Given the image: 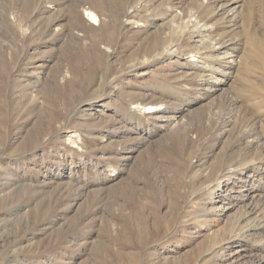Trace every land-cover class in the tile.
Instances as JSON below:
<instances>
[{
    "label": "rangeland",
    "instance_id": "rangeland-1",
    "mask_svg": "<svg viewBox=\"0 0 264 264\" xmlns=\"http://www.w3.org/2000/svg\"><path fill=\"white\" fill-rule=\"evenodd\" d=\"M79 1L82 0H0V264H254L264 256V205L252 216L259 228L244 231L237 224L236 214L242 205L245 210L247 200H236L238 205L234 202L236 207L226 216L201 211L205 204L210 207L208 204L217 200L213 191L187 204L184 169L188 161L196 160L197 145L189 144L186 153L177 132L168 136L171 140L168 137L160 140L157 126H149L150 133L145 135L124 126L134 123L137 128L143 127L137 124L136 113L128 109L129 103L168 101L175 108H191L192 118L201 121L197 123L199 135L208 139L197 153V158L202 157V166L194 175L199 172L211 175L228 161L250 154L245 146H238L239 138L247 132L255 131L254 135L261 138L263 143L250 155L262 158L264 72L251 66L255 58L247 36L253 34V25L259 34H264V0L239 1L241 26L237 51L242 63L235 69L236 78L225 86L226 94L218 93L219 96H211L207 101L201 95L203 92L193 94L196 91L189 87L190 94L180 91L185 86L176 83L179 70L172 60L145 67L141 74L126 76L115 83L111 88L120 90L118 99H96L109 92L104 88L115 70L160 45L164 35L160 27H145L142 21L138 26L141 28L135 26L121 38L112 61L107 63L94 54L96 50L91 43L85 48L68 42L69 39L63 45V36H51L45 30L51 20L53 24L57 21L71 27L72 6ZM103 1L110 10L105 11V28L111 34L121 9L136 0ZM170 2L150 0V11L166 13ZM36 6L38 9L32 16ZM15 13L19 17L13 22L10 19ZM83 13L91 18L87 12ZM27 23L31 33L22 39L18 28L26 27ZM87 28L76 26L75 32L86 34L90 41L100 38ZM113 35L115 38L116 33ZM192 40L186 38L179 48ZM83 61L88 63L87 69L81 65ZM16 65L19 69L12 75L10 72ZM67 66L71 69L70 77L61 85L57 80ZM159 75L165 80H160ZM171 82L180 90L174 89ZM228 98L239 99L241 108L231 118L234 122L228 127L230 134L220 142L219 134L226 127L220 118L228 112L225 110ZM107 103L111 107L104 109ZM210 103L215 104L221 116L203 127L204 112ZM59 124L68 128L58 138L49 139V133ZM74 131L80 132L88 144V161L82 160L79 150L73 159L69 156L66 161L61 160L65 153L61 142L67 141ZM106 132L112 137L107 141L106 136L101 141ZM42 141L45 145L35 153L33 148ZM129 145L134 147L129 150ZM122 153L129 158L118 165ZM59 164H64L63 173L58 171ZM111 166L117 167L119 173H109ZM104 170L111 180H105ZM246 176L250 181L242 189L255 186L264 195V165L251 167ZM230 201L233 199L225 198L217 204L229 206ZM182 205H186L185 210L178 214ZM175 219L181 225L166 240L164 234L171 230ZM234 233L242 237L226 250L223 239ZM245 240L251 246L250 251H243L245 255L231 259L225 255L241 251Z\"/></svg>",
    "mask_w": 264,
    "mask_h": 264
},
{
    "label": "bare ground",
    "instance_id": "bare-ground-1",
    "mask_svg": "<svg viewBox=\"0 0 264 264\" xmlns=\"http://www.w3.org/2000/svg\"><path fill=\"white\" fill-rule=\"evenodd\" d=\"M239 1L240 0H171L170 4L167 7L166 13L162 12L163 14L162 13L155 14L154 12L150 11L151 8L150 0H136V2L133 3L131 6L124 7L121 9L119 13L120 15H118L119 17L117 18V23L115 20L112 26L115 31L111 30V34H109L108 32L109 28L108 29L105 28V26L107 25L106 24L107 21L105 18V11H110L107 8L108 4H105L106 2H104L103 0H98L97 1L98 4L96 1L94 2L92 1L91 3V1L82 0L75 3L72 6L73 16H71V18L73 20V24L71 25V27H69L70 25L66 26L57 21H55L53 24L52 23L53 20H51L49 21V24H47L45 30H47L51 34V36H55V35L63 36V40L61 39L63 43L71 39V41L68 42L71 43L73 42L78 45L82 44L85 48L89 47L87 45L91 43L94 49L96 50L94 54L98 58H102L105 62L110 63L112 61L113 54L116 53L117 45L120 42L121 38L125 36L127 32L133 30L135 26L138 27L140 23L144 21L143 24L145 25V27H150V26L154 28L160 27L159 29H162V33L164 35L163 42L160 45H154L153 48L151 47L150 50L146 51L140 58L139 57L136 58L134 62L129 63L126 67L120 70H115L112 77L109 80H107L106 86L104 88L105 91L106 89L107 90L109 89V92L100 95L96 99H99L101 101H104V99L107 98H110L111 100L113 99L115 100V98H117V92L120 91L114 88L115 83L117 85V82L122 81L126 76L132 77L141 74V71L142 70L144 71L145 67L155 66L165 60H172L173 62L174 61L176 62V65L178 66L177 69L179 70V71L177 70L178 73L175 78L176 83H182V85L185 86L182 88V90H180L176 87V85L175 86L173 85L176 83L171 82L170 84L173 85V88L183 91L186 94L188 93L190 94L189 89L191 90L194 89L196 91V93L192 92L193 94H197L198 92L199 93L203 92L201 95L204 101L205 100L207 101L208 99H210L211 96L217 95L218 93L220 95H222L221 93H223L224 95L225 93L224 91L226 90L225 86L229 85L231 80H234L236 78L235 69L239 67L242 63V60L240 56H238V51H237L238 50L237 44L240 41L239 38L240 36H238V29L241 26L240 24L241 10L239 9V5H238ZM37 7L38 6H36L33 9L32 16L34 15L36 9H38ZM83 12H87L91 18H86ZM18 17L19 15L15 13L13 14L10 20L16 22ZM51 23L52 25L50 26ZM76 26L77 28L80 26L88 27L89 29H91L95 37L98 36L100 38L90 41L87 39L88 37L85 36L86 34L84 35L83 33V35H81L80 33H77L78 30L77 29L75 30ZM104 29L107 30L109 36H106L107 33L106 34L102 33L103 31H105ZM252 29H253V34L252 35L248 34L247 36V38L250 40L249 42L250 51L255 58V63L251 61V66L257 67L258 69H261L262 72H264V52L262 49L264 47V36H263L264 34L262 35L259 34L258 30L256 31L255 29V25L252 26ZM18 32H19V36L22 39H25L31 33V27L30 25H28V23L26 27L20 25V27L18 28ZM114 32L116 33L115 38L113 35ZM48 36L50 35L48 34ZM189 37H192L193 40L190 42L189 45L185 44L183 45L184 47H181L183 49H180L179 46H181V43L184 42L186 38L189 39ZM63 45H65V43ZM186 46L189 48L185 49ZM81 65L83 69H87V67H89L88 63L84 61L82 62ZM69 66L65 67L64 74H62L61 78H58L57 83L64 85V83L69 79L70 77L69 74L71 72L69 71L71 70ZM18 69L19 66L16 65L15 70L10 73L14 75V73L18 71ZM60 75L61 72L59 76ZM39 76L40 74L38 75V77ZM159 78L160 80L161 79L165 80L164 76H160ZM111 86L114 87L111 88ZM187 87H189V89ZM226 100L228 101L226 103L225 110L228 112L227 114L223 115L220 118V120L226 123L225 125L226 127L224 129V132L222 131L219 134L220 142L223 138H225L230 134L231 130L228 127L234 122V119L232 120L231 118L234 115H237L238 108H241L239 106V99L228 98ZM216 101H218V99ZM223 101L225 100L223 99ZM129 104L127 105L128 109L134 111L137 115L136 118L137 124L138 123L142 124L143 127L137 128L136 126H134V123H131L132 126L126 124L124 127H129V129H133V128L137 129L136 131L140 135H145L150 133L149 126L152 127L157 126L160 129V134H158L161 136L159 138L160 140L163 139L164 137L167 138L169 135H171L174 132H177V136L180 135V137L179 136L178 137L182 141L183 148L186 153L189 151V147H188L189 144L190 145L191 143L196 144L199 151V149L201 147H204V145H206L208 142V139L205 136H203L202 134L199 135L200 132L197 130V126H198L197 123H201V121H196L192 118L191 108L189 109H185L182 107L175 108V106L169 105L168 101H157V100L133 102L130 105ZM110 107H111L110 103L104 104V109ZM215 109H216L215 104L210 103L206 111L205 112L203 111L204 112V120L202 122L203 127H205L206 125L208 127V123H210L212 119L215 121V118L221 116L220 115L221 112L218 114L219 111ZM244 112L247 113V111ZM251 118L248 119L253 120ZM218 119L219 118H217L216 120ZM256 122L258 121H255V123ZM249 127H251L250 124ZM67 128L68 127L63 126L62 124L56 125L53 128L52 132L49 133L50 134L49 139H53L54 136L58 138L60 135L64 133V131ZM125 131H129V130H123L121 132H125ZM247 133L243 135L241 138L238 137L239 138L238 146L240 145L245 146L248 149L249 153L251 154L253 149L259 147L263 142L260 137L254 135V133L256 134L255 131L254 133H252V131L248 134ZM102 136L103 139L101 141L105 140L106 136H107L106 140L108 141L112 137V134L110 132H106ZM45 141H42L38 145H36L33 148V151L36 153L38 150H40V148L43 147L47 142ZM172 142L173 141H171V143ZM87 145L85 144L84 139L82 138V134L80 132L74 131L72 134L69 135L67 141L61 142V150L65 152L62 154L61 160L66 161V159H68L69 156H71V158L74 157L75 154H78L77 153L78 150L80 151V156L82 160H87L86 158L87 157L86 155L88 154ZM103 147H106V145L103 144ZM132 147L134 146L129 145L127 149L130 150L132 149ZM214 148H216V146H214ZM198 151H196L194 155V158H196V160L193 159L188 161L186 165L187 168L184 169L185 188H188L185 190V194L187 193V195H185L186 203L188 204L190 201L192 202L193 200L202 197V195L213 191L214 194H217V200L215 201L214 204L211 203L208 204L207 202V204L210 205V207H207L205 204V207L202 208L201 211L212 212L222 216H226L232 208L238 205L237 202L239 201L235 202L236 200L238 199L247 200V205H245V210L242 209L244 206L242 205V207L240 206L241 209L236 214L237 224L242 225V227H244V231L245 229H247V231H250L253 228L255 229V227H258V225L253 223L252 216L254 214L256 215L260 211L259 208L262 205H264V195L259 193L260 189L255 186L249 187V189H242V188L244 186H247L248 181H250L246 176L248 170L251 167H255L256 165L260 167L263 166L264 156L262 158H258V157L256 158V157H251L250 154H247L242 158H239L237 160L235 159L234 161L227 160L228 163H225V165L222 168L220 169L218 168L217 170H215L211 175L204 172H199L197 175H194V173L198 172L197 169L200 166H202V163H200L202 157L200 159L199 157L197 158ZM128 158L129 156H127L126 154L123 153L120 154L119 162H117V164L120 165L119 164L120 162H122L123 160H127ZM63 165L64 164H59L58 167L59 173H63L62 172L64 168ZM109 168H110L109 173L114 171L119 173V169L117 167L111 166ZM103 175L107 176L105 177L106 178L105 180L108 181L111 180L110 178L107 179L109 175L107 174V170L103 171ZM112 175L113 174H111V176ZM250 176H251L250 178H254L252 175ZM240 183L242 184L240 185ZM236 186L238 188H236ZM225 198H228L229 200L233 199V201H230L229 206H222V204L221 205L217 204V202L220 201L224 202ZM234 202L236 203V206ZM185 207L186 205L185 206L182 205L180 208L181 212L177 211L178 214H181L185 210ZM178 214L176 215V218ZM180 225H181L180 221L177 220L175 222L172 221L171 224L172 228L169 232L164 234V239L169 240L172 234L178 230ZM240 236L241 234L234 233L225 237L223 239V244L226 245V247L224 248H227L226 250L232 248L234 242L239 240ZM246 241L248 240H245V242ZM244 246L245 248L241 249V251H236V250L233 252L230 251L225 255L229 256L230 259L235 258V256L237 257V255L240 254L245 255L243 251H248V250L250 251L251 246H249L247 242L244 244ZM254 264H264V256L255 260Z\"/></svg>",
    "mask_w": 264,
    "mask_h": 264
}]
</instances>
